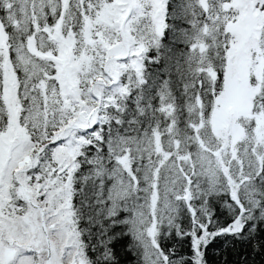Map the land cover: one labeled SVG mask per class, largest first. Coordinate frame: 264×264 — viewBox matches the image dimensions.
I'll use <instances>...</instances> for the list:
<instances>
[{"label": "snow or ice", "instance_id": "obj_1", "mask_svg": "<svg viewBox=\"0 0 264 264\" xmlns=\"http://www.w3.org/2000/svg\"><path fill=\"white\" fill-rule=\"evenodd\" d=\"M217 239L264 264V0H0V264Z\"/></svg>", "mask_w": 264, "mask_h": 264}, {"label": "trees", "instance_id": "obj_2", "mask_svg": "<svg viewBox=\"0 0 264 264\" xmlns=\"http://www.w3.org/2000/svg\"><path fill=\"white\" fill-rule=\"evenodd\" d=\"M223 219V217H221ZM182 223L186 227L188 225L187 216L182 218ZM175 246L177 255H186L188 254V244L187 241L181 245L178 242V238L175 237V234L165 241V247L171 248ZM116 251L118 254L123 257L124 250L121 245L117 244ZM237 251H242V246L237 244L233 246L230 241H225L223 239H217L208 249V259L209 264H219L220 261L227 260L229 264H235L241 257L237 256Z\"/></svg>", "mask_w": 264, "mask_h": 264}]
</instances>
